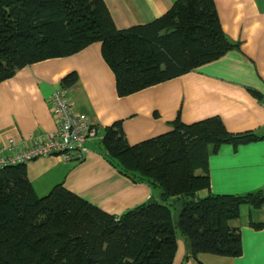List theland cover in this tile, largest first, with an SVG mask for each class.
<instances>
[{"label": "trees", "instance_id": "16d2710c", "mask_svg": "<svg viewBox=\"0 0 264 264\" xmlns=\"http://www.w3.org/2000/svg\"><path fill=\"white\" fill-rule=\"evenodd\" d=\"M95 43L122 98L240 48L223 32L214 0H179L161 18L125 30L116 28L104 0H0V84L28 66L68 58ZM78 79L69 74L61 87L68 90ZM224 126L218 117L194 124L178 117L171 132L137 145L129 144L121 120L105 128L97 145L106 160L158 192L163 203L151 198L119 216L61 184L38 196L26 165L0 170V264H173L178 231L191 258L239 259L237 222L243 207H264V190L212 194L210 150L264 138L231 134Z\"/></svg>", "mask_w": 264, "mask_h": 264}, {"label": "crops", "instance_id": "0c3cea01", "mask_svg": "<svg viewBox=\"0 0 264 264\" xmlns=\"http://www.w3.org/2000/svg\"><path fill=\"white\" fill-rule=\"evenodd\" d=\"M116 28L125 30L151 23L179 0H104ZM221 28L238 50L179 78L128 97L116 92L113 72L95 43L68 58L28 66L0 84V148L13 141L21 146L31 136L56 129L53 94L64 77L76 73L78 82L66 90L78 113L98 128V140L80 162L43 158L27 164L28 178L40 197L57 185L90 204L119 216L156 198L146 184L121 175L101 151L104 129L120 121L130 145L171 132L180 117L194 124L218 117L231 134L254 133L264 138V0H214ZM210 155L211 193L246 195L264 190V140L234 149L223 146ZM202 192L200 196H206ZM264 207H243L237 226L242 235V256L189 257L188 243L178 237L173 264H264Z\"/></svg>", "mask_w": 264, "mask_h": 264}, {"label": "built area", "instance_id": "2783aa9c", "mask_svg": "<svg viewBox=\"0 0 264 264\" xmlns=\"http://www.w3.org/2000/svg\"><path fill=\"white\" fill-rule=\"evenodd\" d=\"M53 102V114L57 121L55 131L31 136L22 146L10 141L0 148V170L27 165L43 158H58L63 162L85 159L90 152V142L98 140V128L87 116L75 110L61 84L54 91Z\"/></svg>", "mask_w": 264, "mask_h": 264}, {"label": "rangeland", "instance_id": "374dc122", "mask_svg": "<svg viewBox=\"0 0 264 264\" xmlns=\"http://www.w3.org/2000/svg\"><path fill=\"white\" fill-rule=\"evenodd\" d=\"M155 196H156L157 201H158L159 203L163 204L162 201L159 199V193H158V192H156V195H155ZM173 212H174V216H176V211L173 210ZM178 237H181L179 231H178Z\"/></svg>", "mask_w": 264, "mask_h": 264}]
</instances>
